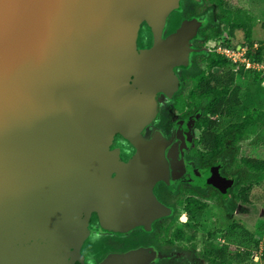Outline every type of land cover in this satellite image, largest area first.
<instances>
[{"label": "water", "instance_id": "obj_1", "mask_svg": "<svg viewBox=\"0 0 264 264\" xmlns=\"http://www.w3.org/2000/svg\"><path fill=\"white\" fill-rule=\"evenodd\" d=\"M180 7L181 0H0V264L82 262L93 212L113 231L163 214L158 181L222 186L216 169L199 170L184 155L201 111L178 120L169 137L154 126L202 25L185 18L165 36ZM143 23L153 43L139 48ZM118 134L136 150L128 161L111 147Z\"/></svg>", "mask_w": 264, "mask_h": 264}, {"label": "flooded vegetation", "instance_id": "obj_2", "mask_svg": "<svg viewBox=\"0 0 264 264\" xmlns=\"http://www.w3.org/2000/svg\"><path fill=\"white\" fill-rule=\"evenodd\" d=\"M184 1L186 0H181V5H183ZM202 1L203 0H190V2L194 3H200ZM169 18L170 16L168 17V20ZM198 18L203 21L201 27L197 30L196 35L192 38V47L194 50L191 53V67H177L175 69L180 79L179 89L170 100H165V103H172L173 108L178 112L177 116L175 115L173 117L171 123L163 122L161 125L162 105L160 104L161 108L159 110V117L154 122V126L162 130L167 137H169L173 132V128L178 120L187 119L197 111L202 112V110H197L191 115L184 116L175 105V99H180L182 97V90H180V88L185 83L181 72L188 71L193 68L194 58L199 54L203 55L202 53L204 52V50L201 49L202 47L197 46L194 41L200 40L201 42H205L206 46H209L211 44V40L216 38H210L206 41L203 40L200 35V29H209L213 26L206 28V24L208 22H205L202 16ZM172 31L167 30V32H165V36L170 34ZM143 32H147L149 36L147 37L148 39H146V42H144L141 46L143 48L150 47L153 43L152 32L145 23L142 24L139 38ZM226 46L230 47L229 45ZM226 46L225 48H227ZM253 47L254 44L251 47L248 44H244L237 45L235 49H245V54H247L249 48L254 49ZM206 49V53H218L224 55L223 53L217 52L214 48L206 47ZM196 50L198 51L196 52ZM201 71L203 70L194 72L193 76L188 78V80L196 77ZM197 121L191 129L192 145L189 150L185 151V158L188 162H193L195 167L199 170L206 171L216 169L220 177L224 178V182L221 184L222 186H220L221 188L213 184L198 185L182 180L179 182L177 180H170V182L163 180L158 181L154 187V193L157 199L165 206L162 211L163 214L153 218L148 226L142 225L128 231H113L104 227L100 228V217L98 213L93 212L90 219V226L94 231L84 241L81 248L83 261L81 262L80 260H76L74 264H208V258L205 257L204 242L201 241L199 238L200 236L194 232V228L200 230L203 224H195L194 213L201 216L204 226L206 227L205 232L207 231L212 233V241H216L223 246L227 245L231 249L238 248V250L241 251L240 244L232 245L231 242L226 241V239H223V241L221 240L222 238L228 237V226L237 227V224L233 223L234 221L229 223V217L232 215V203L236 205V213H243L245 211L248 212V210L250 211V209H246L249 202L245 204L239 200L235 202V199L232 196L233 190L239 178L238 171L236 172V167L234 166V148L236 146L233 144L234 146L230 147V143L226 142L219 152L218 150L205 152L204 149L201 151V145L197 144L201 132L197 126ZM197 132H199L198 135H196ZM111 147L120 148L121 157L124 161H128L136 151L135 148L129 142H126L119 134L116 135L114 143ZM239 152L240 148L238 150V154L236 155L238 162H241L242 159L239 157ZM228 184L229 186H227ZM242 184L244 187L249 186L247 182ZM248 200H252V188H250V198ZM192 203L198 206L196 207V211H194L195 208L191 206ZM222 220L224 224L220 223ZM205 223L207 224L205 225ZM96 229H100L99 232H97ZM139 231L141 232V238L139 240L132 241L130 236ZM107 236L116 241L121 240L122 242L114 250L106 249L104 251L105 242H100V245L94 244L91 250L86 248L87 243L90 240L93 242L95 237L98 238ZM126 243H128L127 245L129 246H127ZM85 249L88 250L90 254H87ZM136 250H139L141 254L129 261L108 262V259H111L114 254H125Z\"/></svg>", "mask_w": 264, "mask_h": 264}, {"label": "trees", "instance_id": "obj_3", "mask_svg": "<svg viewBox=\"0 0 264 264\" xmlns=\"http://www.w3.org/2000/svg\"><path fill=\"white\" fill-rule=\"evenodd\" d=\"M211 1L217 3L219 9L218 20L220 23L229 26V32L232 36L235 35L236 30L246 27V21H250V15L241 8L228 9L224 7V0ZM205 19L207 18L205 17ZM200 32L203 40L206 41L210 38L218 37L221 33V28L215 25ZM246 40L242 45L248 44L251 47L254 42L250 41V38H246ZM203 56L204 60L210 64V68L201 71L196 77L187 80L183 84L180 90L185 89V92L181 93L182 97L180 99H175V105L184 116L191 115L197 110H202L203 115L197 121V126L201 131L197 144L201 145V151L204 149L205 152L215 150L219 152L226 142L230 143V147L236 146L234 148V166L236 167V172L238 171L239 178L232 196L235 202L239 200L245 204L249 202L250 188L254 184L260 186L264 183V159L250 157L243 158L241 162H238L236 154H238L242 142L264 130V110H257L254 115L246 117L243 122L233 123L221 132H217L216 128L220 124V118L231 116L233 109L241 105L242 100L239 96L241 87L236 83L237 78L240 76L246 80H263V74L260 77L259 71H264L258 68H247L244 63L239 61L235 63L218 53H205ZM246 56L253 63L262 64L264 63V47L259 46L255 50L249 49ZM229 63L232 65L231 68H227ZM190 67L191 65L187 66V68ZM246 182L249 186L244 187L242 183ZM193 203L191 206L196 211L198 206ZM193 215L195 224H203L200 230L194 228V232L204 242L205 257L208 258V264H231L232 260H236L238 264H245L248 259L255 262L258 261L255 260L256 255L249 250L242 252L238 248L231 249L227 245L223 246L216 241H212V233L205 232L206 227L201 216L196 213ZM235 228L236 226H228L227 234H233ZM253 238L256 241L259 239L257 235H254ZM262 256L264 258V252ZM244 261L245 263H243Z\"/></svg>", "mask_w": 264, "mask_h": 264}, {"label": "rangeland", "instance_id": "obj_4", "mask_svg": "<svg viewBox=\"0 0 264 264\" xmlns=\"http://www.w3.org/2000/svg\"><path fill=\"white\" fill-rule=\"evenodd\" d=\"M224 7L228 9H237L241 8L244 12L250 15V21H246V27L241 30H236L235 35L232 36L229 32V26L224 25L219 22L218 14L219 9L215 2L211 0H203L200 3L190 2V0H186L181 5L180 9L172 12L170 14V18L167 23V30H176L182 21L185 18L196 16L203 17L204 20L208 19V23L206 24V28L210 26H220L221 33L214 40H211V44L209 46L205 45V42H201L200 40H195L194 43L202 47L204 50L202 54H205L207 49L214 48L217 52L223 53L225 57L231 59L234 62V59L239 61V57H241V61L245 60V49H235L237 45H242L246 38H250V41L254 43V49H257L259 46L264 47V0H224ZM205 17L207 19H205ZM203 21V20H202ZM201 31L203 29H200ZM144 35V36H143ZM148 33L143 32L139 38V48H143L141 45L146 42L148 39ZM220 41V43H219ZM247 41V40H246ZM247 43V42H246ZM229 45L230 47L226 46ZM225 46L230 49L233 53L232 57H228L225 50ZM250 49V48H249ZM248 52V51H247ZM222 55V54H221ZM191 64V63H190ZM232 65L229 63L227 68H231ZM210 68V64L204 60V56L199 54L194 58V67L189 69L188 71L181 72V75L185 82L193 76L194 72L199 70H208ZM259 69L264 71V67L260 66ZM183 73V74H182ZM260 77H264V72H260ZM237 85H240V98L242 100L241 105L237 106L233 109L231 116L220 118V124L216 128L217 132H221L226 129L229 125L233 123H241L245 120L246 117L250 115H254L257 110H264V79L262 80H246L243 77H238L236 80ZM185 89L181 91L183 94ZM162 118L161 125L163 122L171 123L173 117L177 116V111L173 108L172 103L162 102ZM161 108V106H160ZM170 126V125H166ZM199 132L196 133L198 135ZM240 159L243 158H262L264 159V130H261L258 134L254 135L252 138L247 139L246 141L241 143L240 147ZM172 155H174V151H172ZM264 185V183H263ZM263 185H254L252 187V200L249 201L246 209H250L243 213H236V205L232 203L231 205V216L229 217V223L234 221L233 223L237 224L233 234L228 235L226 241L231 242L232 245L240 244L241 251H251L252 254H255V260H247L243 263L245 264H264L263 252H264V186ZM198 190V189H197ZM161 196V194H160ZM159 196V197H160ZM161 198V197H160ZM164 198V197H163ZM162 198V200H163ZM252 201V202H251ZM251 203V204H250ZM226 222V221H225ZM224 224L223 220L220 222ZM257 235L259 237L258 241H256L253 236ZM132 241L139 240L141 238V232L133 233L130 236ZM100 242H105L104 251L114 250L119 244H121V240H114L107 237H95L87 243L86 248L92 249L94 244H99ZM138 242V241H137ZM128 243H126L127 245ZM129 246V245H127ZM87 254H90L88 250L85 249ZM231 264H238L236 260H232Z\"/></svg>", "mask_w": 264, "mask_h": 264}, {"label": "built area", "instance_id": "obj_5", "mask_svg": "<svg viewBox=\"0 0 264 264\" xmlns=\"http://www.w3.org/2000/svg\"><path fill=\"white\" fill-rule=\"evenodd\" d=\"M224 51H226V53H227V56L228 57H232V52L230 51V49L229 48H225V50ZM244 56H245V60H243V61H241V57H239V62H242V63H244L245 65H246V67L247 68H258L259 69V67L260 66H263L264 67V63H262V64H258V63H253L247 56H246V54L244 53ZM234 62H238L236 59H234Z\"/></svg>", "mask_w": 264, "mask_h": 264}]
</instances>
